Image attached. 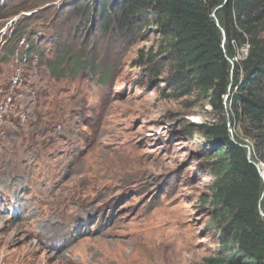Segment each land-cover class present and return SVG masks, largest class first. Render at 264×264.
Listing matches in <instances>:
<instances>
[{
  "label": "rangeland",
  "instance_id": "obj_1",
  "mask_svg": "<svg viewBox=\"0 0 264 264\" xmlns=\"http://www.w3.org/2000/svg\"><path fill=\"white\" fill-rule=\"evenodd\" d=\"M115 1L0 0V264H202L218 251L227 217L199 131L217 113L139 65L158 37L118 30ZM74 53L92 70L54 75Z\"/></svg>",
  "mask_w": 264,
  "mask_h": 264
},
{
  "label": "trees",
  "instance_id": "obj_2",
  "mask_svg": "<svg viewBox=\"0 0 264 264\" xmlns=\"http://www.w3.org/2000/svg\"><path fill=\"white\" fill-rule=\"evenodd\" d=\"M115 2L117 9L107 18L118 30L131 35L145 25L158 37L156 44L140 50L139 65L154 77L165 73L174 94L205 99L217 113V121L200 125L199 131L212 146L207 161L215 178L212 202L227 225L217 253L202 264H264V219L259 213V207L264 212V182L247 157L249 146L264 174V0ZM33 49L31 44L25 53ZM67 57L54 64V75H65L54 72L63 63L76 72L93 68L77 53Z\"/></svg>",
  "mask_w": 264,
  "mask_h": 264
},
{
  "label": "water",
  "instance_id": "obj_3",
  "mask_svg": "<svg viewBox=\"0 0 264 264\" xmlns=\"http://www.w3.org/2000/svg\"><path fill=\"white\" fill-rule=\"evenodd\" d=\"M212 16L215 18V20H216V24L220 27V25H219V23H218V20H217L216 17H215V10H214ZM220 28H221V27H220ZM221 31H222V33L224 34V30H223L222 28H221ZM227 59L229 60V62L231 63V65H232V67H233V66H234V62H233V60H231L230 58H227ZM228 95H229V93H227V94L225 95V97H224L225 100L228 98ZM227 125L229 126V131H230L231 136H233V130H232V128L230 127V122H229L228 118H227ZM247 150H248V152H247V157H248L249 161H250L251 163H253V164L258 168V170H259V172H260V175H261V177H262V180H263V182H264V174L260 171V166H259V164L256 163L255 161H253V160L251 159V149H250L249 146H247ZM263 196H264V189H263V191H262V195H261V197H263ZM259 213H260V215L262 216V218L264 219V212H263V210L261 209V207H259Z\"/></svg>",
  "mask_w": 264,
  "mask_h": 264
}]
</instances>
